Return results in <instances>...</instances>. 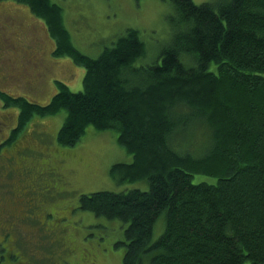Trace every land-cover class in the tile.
I'll return each mask as SVG.
<instances>
[{"label":"trees","instance_id":"1","mask_svg":"<svg viewBox=\"0 0 264 264\" xmlns=\"http://www.w3.org/2000/svg\"><path fill=\"white\" fill-rule=\"evenodd\" d=\"M15 1L85 74L79 91L57 80L46 104L17 97L26 105L13 134L33 113L66 110L60 144L77 143L89 125L114 129L134 161L112 171L133 166L117 178L150 182L80 196V208L126 223L123 264H264V0H171L172 42L147 65H135L146 51L135 28L91 57L71 40L61 5ZM197 173L218 180L194 182ZM161 215L165 231L154 240Z\"/></svg>","mask_w":264,"mask_h":264},{"label":"rangeland","instance_id":"2","mask_svg":"<svg viewBox=\"0 0 264 264\" xmlns=\"http://www.w3.org/2000/svg\"><path fill=\"white\" fill-rule=\"evenodd\" d=\"M52 2L62 6L74 45L91 57L99 56L129 28L139 30L146 48L135 65L162 62V51L173 39L171 0ZM55 48L46 23L28 5L0 0V264H123L126 245L119 243L125 241L126 223L98 216L79 204L85 193L150 188L147 178H117L119 172L135 170L133 166L112 171L115 163L134 161V154L118 141V132L89 125L77 143L62 145L57 135L66 110L61 109L33 113L22 131L13 134L20 108L26 105L17 97L46 104L58 90L57 80L72 91L83 88L85 68L68 56L56 55ZM183 60L187 61L185 56ZM217 180L202 173L193 178ZM165 227L161 215L154 240Z\"/></svg>","mask_w":264,"mask_h":264}]
</instances>
